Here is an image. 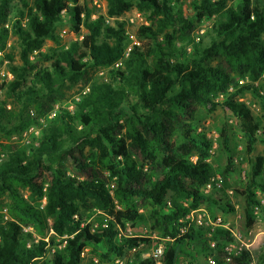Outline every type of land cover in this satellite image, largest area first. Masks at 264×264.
Segmentation results:
<instances>
[{
	"label": "trees",
	"instance_id": "trees-1",
	"mask_svg": "<svg viewBox=\"0 0 264 264\" xmlns=\"http://www.w3.org/2000/svg\"><path fill=\"white\" fill-rule=\"evenodd\" d=\"M105 1L110 18L131 9L143 15L133 34L138 45L127 22H107L89 0H0V66L12 76L0 83V134L38 126L41 135L23 147L0 145V198H7L1 208L8 214L0 213V264H82L85 249L96 260L90 264H156L142 257L150 239L126 236L117 205L134 214L139 205L148 208L138 218L169 239L160 264H178L179 255L188 264L199 256L212 264H264V253L226 250L232 229L205 230L186 219L199 209L213 219L216 211L234 212L226 173L220 189L204 192L213 177L212 143L198 131V110L221 108L251 149L264 144L260 123L238 101L248 91L260 97L264 0ZM213 16L204 44L194 32ZM65 17L87 31L80 40L62 44L55 35ZM10 37L16 49L7 50ZM46 40L55 48L42 51ZM99 69L108 80L89 78ZM78 83L87 92L72 101L74 110L59 107L47 119L64 88ZM219 139L229 152L226 124ZM263 170L264 156H254L234 189L246 198L247 230L262 211L256 192L264 194Z\"/></svg>",
	"mask_w": 264,
	"mask_h": 264
},
{
	"label": "rangeland",
	"instance_id": "rangeland-1",
	"mask_svg": "<svg viewBox=\"0 0 264 264\" xmlns=\"http://www.w3.org/2000/svg\"><path fill=\"white\" fill-rule=\"evenodd\" d=\"M234 0H230L228 4ZM94 12L96 14H100L105 17L106 21L113 23L114 20L127 22L126 28L129 33L133 36L136 29L143 25L144 17L143 15L135 9H131L128 12L124 13L120 17H108L106 14L107 5L105 0H97V4L93 5ZM94 18V17H93ZM132 21V23H131ZM215 21V16L204 18L200 24L196 26L195 34L204 37V44H208L209 37L206 36V33L211 29L213 22ZM86 30L82 27L72 26L71 23L65 17L62 21L58 22L56 25L55 35L59 36L62 44H66L70 41L80 40L84 34H86ZM133 41H135L138 45V40L133 36ZM16 49L15 39L10 37L7 41V50L10 48ZM55 45L52 41L46 40L45 44L42 47V51L53 49ZM120 66V63L112 65L111 68H116ZM106 70L99 69L90 72L89 78L91 80L98 79L102 81L108 80L106 75ZM12 76L7 72L6 64L0 66V83L10 79ZM234 83H238L240 80L238 77H233ZM245 81V80H243ZM239 84V83H238ZM260 97L254 95L252 92H245L238 101L247 105V107L251 110L254 118L257 122L260 123L259 127L264 128V76L259 83ZM87 92V85L85 84H74L64 88L61 94V98L54 105L53 110L49 113L47 119H54L58 116V108H66L68 111H73V103L78 102L80 100L81 95ZM3 93L0 92V96L2 97ZM135 100L133 97L128 98V102L133 103ZM197 125L199 126L198 131L202 129L206 130V135L208 139L212 143V147L209 150L210 158L209 162L212 167L213 177H220L222 179V174L226 173V179L230 186V189L226 191L227 198L231 202L234 207V212L229 214H222L219 211L215 212V219L212 218L211 215L205 209H200V214H205V222L204 226H200L205 228V230H211L214 227L223 226L225 228L232 229V232L235 233L237 239L235 240L234 246H241V243L249 244V248L253 253H264V204L262 206V211L259 209L255 213L256 222L255 226L252 230H247V213H246V198L245 196H241L237 194L234 189L242 182L244 178V173L249 168V160L252 159L256 155L264 156V144L261 142H257L253 149L250 148L249 143L243 137L242 133L239 131L237 127L236 121L231 117L227 112L218 108L215 112L209 114L205 112L203 109L198 110L197 112ZM46 122V120H45ZM226 124L228 127V143L226 148H228L229 152H226L220 146L219 139V131L222 126ZM258 127V128H259ZM40 127L32 126V128H28L20 135H2L0 134V145L3 146H18L23 147L30 142H33V139H40ZM2 156V155H0ZM230 159V164L227 159ZM264 170L261 177L264 179ZM22 196L29 200L28 191L20 190ZM257 200L260 202L261 199L264 200V196L260 192H256ZM7 203V198L5 196L0 198V213L4 214L8 217L6 209H2L1 207ZM41 206L44 205V200L39 202ZM118 216L121 220L127 221L125 224L126 236H141L151 240L149 245L142 244L141 251L142 255H146L151 253L153 248L157 243L166 244L169 239L166 237H161L157 234L156 231H152L150 229V225L140 220L138 218L139 215L147 216L148 208L139 205L137 209V214H134L131 210L125 209L122 206H116ZM197 211V210H196ZM187 217V216H186ZM197 226V225H196ZM27 231L33 232L31 227L24 228ZM148 232H144L146 230ZM149 229V230H148ZM34 233V232H33ZM52 232L48 229L43 241L47 242L49 236H51ZM35 242H38L41 237L34 233ZM230 245V244H229ZM82 264H90L91 262H96V260L91 257L89 249H85L83 255ZM178 264H188V259L182 255L178 257ZM197 264H208V262L201 256L198 257Z\"/></svg>",
	"mask_w": 264,
	"mask_h": 264
},
{
	"label": "built area",
	"instance_id": "built-area-1",
	"mask_svg": "<svg viewBox=\"0 0 264 264\" xmlns=\"http://www.w3.org/2000/svg\"><path fill=\"white\" fill-rule=\"evenodd\" d=\"M89 3H90L91 6H92V4H93V5H96V4H97V0H89ZM93 17H94V16H93ZM107 22H108V21H107ZM131 23H132V21H131ZM130 37L133 38L132 35H131ZM133 43H134V44H137L135 41H133ZM128 49H129V48H128ZM244 82H245V81L240 80L238 83H239V85H241V84H243ZM260 94L262 95L263 93L260 92ZM31 128H32V127H31ZM256 134H257L258 136H260V137H264V128L259 127V128L256 130ZM1 161H2V156H0V162H1ZM263 176H264V174H263ZM221 183H222V179H221L220 177H218V176H216V177H212L211 180H210V182L205 186V188H204V192H205V193H208V192L212 191L214 188H215V189H220V187H221ZM262 195L264 196V194H262ZM260 203H261V204H264V200L261 199V200H260ZM199 211H200V209L197 210V211H193V212H191L189 215H187L186 219H187L188 221H190V223H193V224H195V225H197V226H204V225L206 224V222H205V214H200ZM256 211H257V210H255L254 214L256 213ZM144 232H148L147 229L144 230ZM232 235H233V238H234V242L226 247V250H227V251H236V250H240V249H246V250H248V251H251L250 248H249L250 245H249V244H246V243H245V244H244V243H241V246H237V247L234 246V243H235V240L237 239V236H236L235 233H233V232H232ZM211 246L213 247L214 244L211 243ZM164 247H165L164 244H162V243H157V244L155 245V247L153 248V250L151 251V253H148V254H146V255L143 254L142 257H148V256H151L152 258L156 259V261H157L156 264H160L161 256H162L163 253H164ZM251 252H253V251H251ZM207 262H208V264H212V261H211L210 258L208 259ZM117 263H118V264H122V263L119 262V261H117ZM251 264H255V262L252 261Z\"/></svg>",
	"mask_w": 264,
	"mask_h": 264
}]
</instances>
